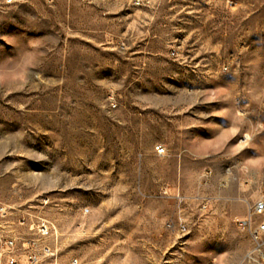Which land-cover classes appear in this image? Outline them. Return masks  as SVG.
Masks as SVG:
<instances>
[{"label": "rangeland", "instance_id": "rangeland-1", "mask_svg": "<svg viewBox=\"0 0 264 264\" xmlns=\"http://www.w3.org/2000/svg\"><path fill=\"white\" fill-rule=\"evenodd\" d=\"M0 170L58 264H264V0H0Z\"/></svg>", "mask_w": 264, "mask_h": 264}, {"label": "built area", "instance_id": "built-area-1", "mask_svg": "<svg viewBox=\"0 0 264 264\" xmlns=\"http://www.w3.org/2000/svg\"><path fill=\"white\" fill-rule=\"evenodd\" d=\"M155 151L158 155L164 153L161 147H155ZM0 216H6L4 207H0ZM261 217H264V196L250 204L246 215L243 218H236L234 223L246 231L253 244L252 251L257 254V259L264 263V220L256 221ZM20 222L24 224L25 220ZM178 225L179 230L184 232L185 226L181 223ZM167 227L172 228V225ZM28 230L31 236L27 238L0 237V262L20 264V260H24L26 264H58L55 225L49 220L35 216ZM70 264H78V261L72 259Z\"/></svg>", "mask_w": 264, "mask_h": 264}, {"label": "crops", "instance_id": "crops-1", "mask_svg": "<svg viewBox=\"0 0 264 264\" xmlns=\"http://www.w3.org/2000/svg\"><path fill=\"white\" fill-rule=\"evenodd\" d=\"M125 227H126L125 225H119V226H117V228L115 229L116 233H114L112 236H110V238L114 239L116 242H118V240L120 238L123 239L124 238V234L126 232H128V231L130 232V230L125 229ZM127 227H129V225ZM89 230H91V228H86V232H88ZM143 231H145V230H143ZM141 233H142L141 224L140 223L133 224L132 225V236H133V238H136L138 241H140L141 240ZM0 237H5L6 238V237H10V236H2V235H0ZM84 241H85L86 244L87 243H91V246H94L93 243H92L93 242L92 238L90 239V238H88V237L85 236ZM101 241L102 242H98L99 245H104L105 238H103ZM140 243L141 242H138V244H140ZM73 259H76L78 261L77 258H73ZM71 260H70V262H71ZM70 262H69V264H70ZM78 264H79V262H78Z\"/></svg>", "mask_w": 264, "mask_h": 264}]
</instances>
